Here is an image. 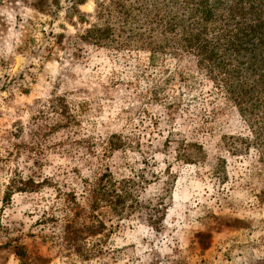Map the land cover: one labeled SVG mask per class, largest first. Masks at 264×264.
<instances>
[{
    "label": "rangeland",
    "instance_id": "1",
    "mask_svg": "<svg viewBox=\"0 0 264 264\" xmlns=\"http://www.w3.org/2000/svg\"><path fill=\"white\" fill-rule=\"evenodd\" d=\"M61 6L53 14L19 0L0 6V264H264V178L256 173L261 168L258 152L250 146L231 154L220 143L225 135L250 134L237 107L196 73L169 84L170 92H180L182 99L171 120L161 104L146 107L145 99L139 104L137 93L144 94L152 80L140 74L148 54L132 51L122 58L83 43L78 50L70 43L77 18L71 22L65 16L68 3ZM78 9L90 13L94 1ZM183 61H169L170 72L183 68ZM55 94L70 105L88 103L79 132L96 147L88 165L83 157L43 151V140L28 133L43 101ZM112 133L132 146L104 160L123 163L124 173L144 171L145 194L153 203L163 199L165 217L155 231L137 215L119 219L106 209L94 211L105 224L98 245L107 252L84 259L50 240L60 227L43 223V215L62 223L63 195L57 188L78 182L73 166L91 178L102 141ZM196 140L207 161L177 158L182 141ZM217 155L226 161L223 182L212 176L208 163ZM14 173L39 183L31 191H9ZM43 176H52V182L43 183Z\"/></svg>",
    "mask_w": 264,
    "mask_h": 264
},
{
    "label": "trees",
    "instance_id": "2",
    "mask_svg": "<svg viewBox=\"0 0 264 264\" xmlns=\"http://www.w3.org/2000/svg\"><path fill=\"white\" fill-rule=\"evenodd\" d=\"M19 1L50 14L62 8V1L67 2L66 18L71 22L73 17L77 18L72 23L76 31L70 43L78 50V44L83 43L122 58L132 51L146 52L147 63L140 74L150 75L152 80L144 94L137 93L136 98L139 104L145 99L146 107L161 104L169 120L182 103L180 92H170L169 84L174 79L183 80L196 73L212 83L237 107L250 131L248 136L225 135L220 143L231 154L254 147L261 167L256 173L264 178V0H93L90 13L78 9L87 0ZM5 2L13 0H0V6ZM171 60L177 64L184 60L187 69L170 72ZM87 108L86 101L70 105L64 96L52 95L37 110L35 119L39 120L30 124L28 133L34 140H43V151L52 148L71 159L83 157L88 165L96 147L90 137L79 136L81 116ZM58 131L59 138L52 140L51 135ZM102 142L103 152L97 156L99 164L91 178L81 176V168L73 166L71 171L77 174L78 182L64 184L65 190L57 188L63 195L62 223L56 224L59 220L53 215H43V223L52 221V226L60 227L50 240L72 248L84 259L107 252L98 245L105 224L94 211L106 209L119 219L137 215L155 231L161 230L165 217L163 199L157 198L153 203L145 194L148 178L144 171L131 168L124 173L123 163L104 160L113 151L132 146L128 139L112 133ZM176 156L189 163L206 160L205 149L197 140L182 141ZM208 163L213 177L220 182L227 179L224 157L217 155ZM16 175L9 178L7 190L31 191L39 183L32 176L24 179ZM52 180V176H43V183ZM169 190L170 186H166L164 194ZM261 194L264 196V190ZM175 263L181 264L179 260Z\"/></svg>",
    "mask_w": 264,
    "mask_h": 264
},
{
    "label": "bare ground",
    "instance_id": "3",
    "mask_svg": "<svg viewBox=\"0 0 264 264\" xmlns=\"http://www.w3.org/2000/svg\"><path fill=\"white\" fill-rule=\"evenodd\" d=\"M85 6H87V7H91V4H86Z\"/></svg>",
    "mask_w": 264,
    "mask_h": 264
}]
</instances>
